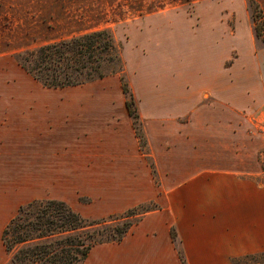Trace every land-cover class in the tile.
<instances>
[{"label": "rangeland", "instance_id": "rangeland-1", "mask_svg": "<svg viewBox=\"0 0 264 264\" xmlns=\"http://www.w3.org/2000/svg\"><path fill=\"white\" fill-rule=\"evenodd\" d=\"M257 1L264 12V0ZM249 2L0 0L3 70L16 67L14 54L18 51L59 40L87 26L112 30L123 45L126 75L151 153L147 157L141 149L119 73L86 83L82 90L45 88L47 98L92 96L93 115L100 120L87 132L85 143L61 145L60 139L55 152L47 151L41 174L24 168L12 179L0 175V264L10 260L2 242L3 230L23 203L37 197H59L87 216L102 217L123 212L162 190L167 161L178 158L172 151L182 144L174 138L197 105L206 104L207 113L224 112L226 122L232 121L230 112H240L251 157L262 166L264 33H256ZM64 5L85 6L88 14L74 22L64 13ZM15 28L19 37L6 38ZM14 48L17 50L12 51ZM22 90V86L8 88L9 92ZM182 95L189 100L182 102ZM20 122L13 123L6 135L16 142L21 140ZM40 141L27 146L36 147ZM15 172L10 166L5 173ZM231 264H264V252L233 259Z\"/></svg>", "mask_w": 264, "mask_h": 264}, {"label": "crops", "instance_id": "crops-1", "mask_svg": "<svg viewBox=\"0 0 264 264\" xmlns=\"http://www.w3.org/2000/svg\"><path fill=\"white\" fill-rule=\"evenodd\" d=\"M62 8L74 22L88 14L85 6ZM99 28L105 27L87 26L60 39ZM11 31L6 38L19 37L16 28ZM14 60L16 67H0V175L5 179H12L24 168L41 174L47 151L55 152L60 139L61 145L85 143L87 132L100 120L93 115L90 95L47 98L43 93L45 88L82 90L86 83L47 87L23 68L15 55ZM19 86L21 92L8 91ZM180 99L186 102L189 97ZM190 114L174 138L182 142L172 151L178 158L167 161L162 190L149 196L161 207L145 213L120 242L94 246L83 264H182L172 227L188 264H231L233 259L264 252V172L251 157L240 112H230L232 121L226 122L227 114L207 113L206 104H201ZM19 120L21 140L16 142L6 135ZM35 141L41 143L27 146ZM10 166L16 172L6 174Z\"/></svg>", "mask_w": 264, "mask_h": 264}, {"label": "trees", "instance_id": "trees-1", "mask_svg": "<svg viewBox=\"0 0 264 264\" xmlns=\"http://www.w3.org/2000/svg\"><path fill=\"white\" fill-rule=\"evenodd\" d=\"M256 33H264V12L250 0ZM18 63L47 87L81 85L120 74L126 107L143 152L149 143L133 88L126 75L123 45L109 28H99L16 52ZM153 175L157 171L151 164ZM156 182L159 184L158 179ZM156 199L139 202L120 213L91 217L60 198H34L20 205L2 233L8 264H83L91 249L120 242L150 210ZM182 264H188L175 227L171 228ZM249 256V255H247Z\"/></svg>", "mask_w": 264, "mask_h": 264}, {"label": "built area", "instance_id": "built-area-1", "mask_svg": "<svg viewBox=\"0 0 264 264\" xmlns=\"http://www.w3.org/2000/svg\"><path fill=\"white\" fill-rule=\"evenodd\" d=\"M261 157H262V170H263V172H264V149H263V151H262V155H261Z\"/></svg>", "mask_w": 264, "mask_h": 264}]
</instances>
